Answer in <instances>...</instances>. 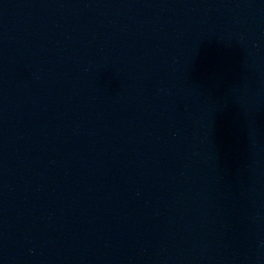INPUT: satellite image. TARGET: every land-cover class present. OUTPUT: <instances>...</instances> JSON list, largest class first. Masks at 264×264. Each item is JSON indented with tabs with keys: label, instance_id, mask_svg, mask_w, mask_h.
<instances>
[{
	"label": "water",
	"instance_id": "1",
	"mask_svg": "<svg viewBox=\"0 0 264 264\" xmlns=\"http://www.w3.org/2000/svg\"><path fill=\"white\" fill-rule=\"evenodd\" d=\"M0 264H264V0H0Z\"/></svg>",
	"mask_w": 264,
	"mask_h": 264
}]
</instances>
